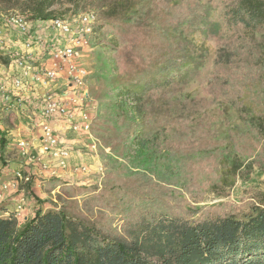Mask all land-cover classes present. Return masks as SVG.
<instances>
[{"label": "trees", "instance_id": "16d2710c", "mask_svg": "<svg viewBox=\"0 0 264 264\" xmlns=\"http://www.w3.org/2000/svg\"><path fill=\"white\" fill-rule=\"evenodd\" d=\"M22 1L21 15L54 17V0ZM174 1L101 0L95 45L113 60L97 55L91 89L111 148L99 192L58 181L57 208L0 217V264H264L263 193L243 216L183 197L264 171V0Z\"/></svg>", "mask_w": 264, "mask_h": 264}, {"label": "built area", "instance_id": "2783aa9c", "mask_svg": "<svg viewBox=\"0 0 264 264\" xmlns=\"http://www.w3.org/2000/svg\"><path fill=\"white\" fill-rule=\"evenodd\" d=\"M98 12L94 9L69 16L49 19H31L25 15L8 16L7 24L0 22V56L9 55L8 25L17 32V40L23 44V52L14 63L17 67L11 84L0 82V107L19 114L29 102L28 94H34L40 118L34 126L40 133L30 143L18 141L20 154L26 156L34 168V174L23 163L9 166V177L0 175V207L13 202L12 209L0 208L2 216L25 221L31 202V187L35 174L38 178L61 177L67 185L77 183L79 175L90 174L92 167L82 160L72 162L75 143L83 139L91 141V148L98 151V139L92 133L98 103L91 95L89 70L85 57L93 50ZM35 62L38 67L35 66ZM76 87L69 96L65 89ZM58 116L64 124L63 131L52 126V118ZM38 143L39 153H30V146ZM33 168V167H31ZM100 173L104 169L100 167ZM84 183V182H83Z\"/></svg>", "mask_w": 264, "mask_h": 264}, {"label": "rangeland", "instance_id": "374dc122", "mask_svg": "<svg viewBox=\"0 0 264 264\" xmlns=\"http://www.w3.org/2000/svg\"><path fill=\"white\" fill-rule=\"evenodd\" d=\"M181 0H176L173 3H178ZM23 1L22 0H0V22L4 24H7V18L8 16H11L13 14H27L28 9L22 8L23 7ZM100 4L101 0H54V5L50 8L51 11H53L54 16H69L73 14H79L83 11L94 9L98 12H100ZM214 19L218 22H220L222 26V32L224 35H230L233 32V29L225 25L224 19H223V9L218 8L213 13ZM8 39H17V32L12 30L10 28V25H8V30L6 31ZM194 38L196 43H204L206 45L211 54H214V45L210 43V39L206 38L202 35L201 30H198L194 34ZM111 39H114L111 37ZM98 41V40H97ZM94 41V47L93 50L86 55L85 62L91 71V78H90V90L92 88L97 89L94 73L96 71V62H97V55L100 53L102 55H105L108 57L110 61L113 60L112 57H109V55L113 54V52H110L108 49L105 50V52L100 51L95 45ZM112 42L114 40H111ZM20 56V53L18 54H12L11 56L3 55L0 56V60L3 62V58H6L7 60L14 63L15 59ZM15 73V72H14ZM13 76V74H12ZM193 89H199L201 86H199L196 83L192 84ZM77 91L76 87H72L71 89H65V93L67 96L74 94ZM130 105L132 106L134 103L133 101H129ZM34 104H36L34 100ZM213 107H216V104L213 105ZM10 113V110H9ZM52 126L57 131H63L64 130V124L60 120L58 116H54L52 118ZM36 129V128H35ZM93 133V131H92ZM94 135V133H93ZM95 136V135H94ZM5 143V142H4ZM98 151L97 152H91L89 155V163L92 166V170L90 174L88 175H79L77 177V182L85 184H81L85 186L88 189V192H99L101 186V179L104 175V173H100L99 169L102 167L104 169L105 163H107V155L111 154V148L105 147L101 141L98 139ZM10 149H4L2 148L0 150V175L9 177L11 175V171L8 172L6 169L9 166H18V164L23 163L25 166V169L31 173L34 174V168H37V164H32L29 160H27L26 156H22L20 154L19 146L18 144H13L12 146H9ZM32 146H30L31 148ZM31 153V152H30ZM39 153V151H38ZM96 158L92 159L93 156ZM83 161V160H82ZM120 163H125L126 159H120ZM86 162V161H83ZM118 164V165H119ZM33 167V168H31ZM105 170V169H104ZM35 174L33 179V193L36 197L41 199L44 203L39 204L36 199H31V202L29 204V215L28 217L31 218L34 212L42 207L43 209H49V208H57L61 201L58 200V195L61 193L60 186H57L52 191H49L50 185L54 183H65L63 180L64 178L61 177H54L51 179H48L47 177H41ZM66 184V183H65ZM75 184H71L70 186L78 187ZM67 185V184H66ZM80 185V184H78ZM258 193L264 194V171L255 168L254 171L251 174L250 179L248 180H241L238 179L235 186L232 188L227 189V191L222 195H217L214 192L207 193L203 198L201 199H195L191 197L189 194L183 195V197L188 201V206L193 205L196 207H203V206H209V207H217V206H228L233 207L235 212L239 216H243L246 214H249L252 212V205L253 203L258 205L257 200L255 199L256 195ZM80 198V197H79ZM23 220H19V223H23Z\"/></svg>", "mask_w": 264, "mask_h": 264}, {"label": "crops", "instance_id": "0c3cea01", "mask_svg": "<svg viewBox=\"0 0 264 264\" xmlns=\"http://www.w3.org/2000/svg\"><path fill=\"white\" fill-rule=\"evenodd\" d=\"M23 49L24 47L21 41L17 39L16 40L8 39V48L6 51L9 53L10 56L12 54H18V53L21 54L23 52ZM37 67L38 65L35 62V66L33 68H37ZM16 70H17V67L15 63H12L9 60H7V62H2L0 60V82L11 84L12 74L16 72ZM31 97L33 98L34 94L30 95L29 93L28 94L29 102L25 106V109L21 111L19 114H16L15 111H10L9 113V111L6 110L4 107L3 108L0 107V150L2 148L10 149L9 146H12L13 144H18L19 140H24V141L32 143L35 141L34 139L40 134L38 133V130L35 129V126L33 123L35 120L39 119L41 116H40L39 110L36 109L33 100H31ZM72 138L74 139V143H75V153H74V158L72 162L83 160L89 163L88 160L90 158L89 155H91L90 153L95 152L91 148V141L88 139H83L82 143L77 145V142L75 139H79V138L76 136H72ZM38 151H39L38 143L35 142V146H32L30 148V152L34 154H38ZM95 158H96V155L95 157L93 156L92 159H95ZM78 184H85V183L77 182L76 185ZM12 206H13V202L11 203L6 202V203H3L0 208L12 209ZM28 215H29V212H28ZM0 217L7 218L5 216H2L1 211H0ZM28 219L29 217L27 216L26 220Z\"/></svg>", "mask_w": 264, "mask_h": 264}]
</instances>
